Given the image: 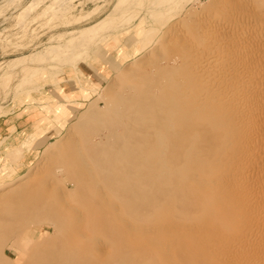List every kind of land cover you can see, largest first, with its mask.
Returning a JSON list of instances; mask_svg holds the SVG:
<instances>
[{"label": "rangeland", "instance_id": "1", "mask_svg": "<svg viewBox=\"0 0 264 264\" xmlns=\"http://www.w3.org/2000/svg\"><path fill=\"white\" fill-rule=\"evenodd\" d=\"M166 67L198 75L200 90L206 89L211 100L219 102L216 113L230 118L222 138L228 136L233 143L219 157L226 158L232 171L228 183L243 198L242 206L236 207L241 215L229 222L235 231H228L227 238L207 232L198 240L217 239L221 249L210 254L217 264H264V0H0V226L14 207L22 210L12 200L34 188L61 198L59 208L69 226L79 216L81 220L105 216L113 226L123 225L125 218L133 221L134 225L129 223L135 231L142 228L143 233L127 232L120 246L100 253L125 257L122 264H153L154 209L128 202L119 188L104 189L102 202L91 205L84 191L73 186L72 171L61 170L58 156L77 140L111 146L114 134L120 137L117 142L122 141L129 124L125 117H116L120 106L141 95L158 77L156 69L167 71ZM151 93L150 97L156 94ZM132 131L123 139L125 144L138 137V128ZM70 135L75 136L73 143ZM123 164L115 166L117 172L107 168L106 177L121 175ZM63 201L80 211L73 214L67 206L66 210ZM116 214H121L120 220ZM240 221L245 222L236 230ZM47 223L27 218L14 222V231L0 243V264H45L42 253L57 254L60 233ZM101 234L93 231L94 236Z\"/></svg>", "mask_w": 264, "mask_h": 264}, {"label": "bare ground", "instance_id": "2", "mask_svg": "<svg viewBox=\"0 0 264 264\" xmlns=\"http://www.w3.org/2000/svg\"><path fill=\"white\" fill-rule=\"evenodd\" d=\"M219 5L221 6L220 3ZM222 8L223 6L221 9ZM253 16L254 15H252V17ZM184 42L186 43V40ZM198 57H200V55ZM182 59L181 63L186 60ZM188 59L190 58L188 57ZM215 59H213L214 62L216 61ZM189 61H191V59ZM178 68L176 70H169L167 68V71H162L160 68L156 69L155 73L158 77L152 78L154 79L153 82L148 83L147 86L143 84V86H145L144 91H139L142 94L134 98L127 105L120 106L121 108L119 112L116 113V117H125L129 124L128 128L124 129V132L122 131L123 139L131 136L134 127L138 128V137L134 138L131 143L125 144L123 139H120L122 141L117 142L120 137L116 138L115 135L112 134L110 140L114 139V141L111 146L103 145L99 147L100 145H98V142L85 143L79 142V140L76 142L78 144H72L76 140L73 139L75 136L72 137L70 135L69 137H72L71 142L73 141L71 143L72 145L58 156V161L63 172L67 170L72 171L74 174L72 175V178L75 179L73 186H75V189H81L84 191L82 194L88 197V203H91V205L94 204V206H96L95 204L99 202V200L102 202V199L99 197L103 198L104 193H102V191H104V189L119 188L121 190H117V192L122 191L124 194H127L128 202L133 201L139 206H142V208L150 207L154 209L155 218L151 226L152 229H150L152 230L151 232L154 233V238H152L153 241L151 242L153 243L154 251L153 264H173L172 261H174V264H217L220 262H217L216 259L210 256L213 252L216 253L221 249V246L215 244L217 243L216 238L225 239L228 237V231H235V227L229 222H231V220L233 221L236 216L241 215V212L239 214L236 212L238 210H236V207L242 206L243 204V202L241 203L243 198L240 199L237 196L239 192L235 193L236 190L228 183L229 178L231 179L232 177V171L230 167L227 166L228 162H226V158L221 159L219 157V153L224 152V150L233 143V140L230 141L228 136H224L226 138L228 137L227 140L226 138L225 140L222 138V133L223 135L225 133L223 128L230 122V118L229 121H227L226 116L224 118L223 114L216 113V110L219 108V105H217L219 102L214 101V99H216L215 97L211 100L209 96L210 93L208 94L207 92L209 91L206 89L200 90L196 83L198 75L195 76L193 73L192 75H186L185 69V71L182 70L181 72L182 68L180 70ZM151 71H153L152 68ZM207 74L208 73H206V75ZM132 79L135 82L134 78ZM145 80L148 82L147 79ZM143 81L144 80L139 81L140 84ZM137 85H139V83ZM139 88L140 87H138V89ZM209 88L211 89L210 86ZM209 88L208 90H210ZM213 89L214 87H212V90ZM153 91L156 93L154 95L155 97L152 95V97H150V94H152L151 92ZM212 95L211 97H213ZM118 98H120V96ZM239 109L240 108H238V110ZM89 113L90 112L86 114ZM127 113L129 114L127 115ZM91 115L95 116L92 112ZM240 126H242V124ZM218 133H221L218 137L221 136L220 138L222 139L217 137ZM69 137L68 139L70 140ZM101 138L102 137L99 139L100 141ZM64 141H66V138ZM198 142H202L203 145H199ZM196 143L198 144V147L193 146L196 145ZM256 143L257 142H254V144ZM55 149L58 150L56 146ZM57 150H54L53 153L57 152ZM121 162L125 163L122 165V174L116 177H106L107 168L112 167V172H117L118 169H115V166H120ZM250 163L252 164V162ZM244 179L246 180L247 178ZM244 184H246L245 181ZM143 186H149L152 188L144 191ZM64 194L63 196H60L63 198ZM233 195H235L237 201L232 198ZM104 199L103 201H108V197L107 200ZM60 203L61 198L59 196L50 197L44 193L37 192L34 188H29L27 192L16 196L11 204L22 210L18 212L14 207L10 216L5 218V224L0 226V243L5 241L7 236L14 231V226L12 225L14 222L25 220L27 218L32 222H49L47 224H50V230L57 234H61L58 236L60 238L56 247L58 253L56 252L57 254H54V252H45L41 254L46 260L45 264H122L126 262L125 257L120 255L109 256L101 254L100 252H104L105 248L110 250L115 246H120L126 241L124 234L127 232H132L134 234L138 233V235L143 233L139 232L142 228L139 231L137 229L135 231L133 221H126V218L125 221H123V218L121 219L123 221L121 224L123 225L113 226L110 224L111 220L105 216L96 217L94 215L90 219H85L84 216V220L83 218L81 220L79 219V216L78 218L69 221L72 224V227L68 225V222L60 211ZM63 203L64 201L62 202V205ZM238 203H241V205H237ZM247 203H249V201ZM67 204L68 203H65L69 208L71 205ZM102 204L105 203L103 202ZM106 204L108 205L109 203L107 202ZM111 205L114 206L115 204H110L109 206ZM66 206H64V208L67 210ZM113 206L112 209L114 212H117ZM69 210L70 212L73 211V214L76 212L74 209L72 210L69 208L68 211ZM78 211L80 210L77 209V212ZM116 215L115 219L116 217H119L120 220L121 214L119 216ZM244 215L245 214H243L242 217H244ZM217 219H219V223H222L223 225L218 224V221H216ZM129 222H132L133 225ZM241 222L244 224L245 221H240L239 223ZM239 223H237L236 230L243 226L242 223L238 225ZM93 231H100L102 234L97 237L93 235ZM207 232H210L217 237L213 238V240H198L199 234ZM73 233H75V235ZM109 235L112 236V238L110 237L111 239L109 237V239L107 238ZM56 243L57 242H55V244ZM233 249L235 250V247ZM257 255L259 254L257 253ZM128 261L130 263H135V260Z\"/></svg>", "mask_w": 264, "mask_h": 264}]
</instances>
